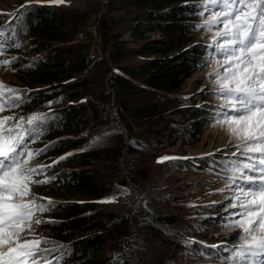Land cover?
<instances>
[{"label": "trees", "instance_id": "trees-1", "mask_svg": "<svg viewBox=\"0 0 264 264\" xmlns=\"http://www.w3.org/2000/svg\"><path fill=\"white\" fill-rule=\"evenodd\" d=\"M193 2L66 0L55 5L29 0L13 11H0V29L11 22L22 45L2 52L9 60L18 58L10 67L20 81L4 84L31 96L22 108L6 109V115L54 113L44 135L31 145H51L36 163L49 164L77 150L48 175H58L54 190L79 196L54 200L55 210L46 212L40 228L41 238L72 246L64 264H114L116 257V264H136L151 236L173 239L180 257L155 256L154 264H187L181 259L199 247L185 246L196 240L189 230L215 219L198 210L219 206V201L171 191L174 187L150 195L161 186L163 169L199 171L221 159L209 155L193 165L163 145L166 135L189 141L201 130L197 116L204 107L194 105L202 97L186 85L195 71L207 67H201L206 44L196 40L202 30L194 28L201 18L193 14ZM16 12L19 20L11 15ZM127 32L132 39L122 40ZM163 157L174 159L158 162ZM189 182L174 186L185 189ZM111 197L115 202H101Z\"/></svg>", "mask_w": 264, "mask_h": 264}, {"label": "snow or ice", "instance_id": "snow-or-ice-1", "mask_svg": "<svg viewBox=\"0 0 264 264\" xmlns=\"http://www.w3.org/2000/svg\"><path fill=\"white\" fill-rule=\"evenodd\" d=\"M49 2L61 5L66 0ZM190 6L201 18L194 28L210 36L201 67L216 64L207 79L213 84L212 94L222 103L214 105L212 122L225 128L235 148L230 156L225 153L219 161H211L219 166L217 178L226 185L219 191L229 193L227 207L235 211L221 217L223 227L233 230L230 242L208 245L189 240L185 246L198 245V254L219 264H264V0H194ZM11 15L19 20L21 13ZM21 46L11 22L0 29V53ZM17 60L2 63L10 67ZM30 100L28 90L0 82V113L20 109ZM52 118V112L0 115V264H64L71 254V245L50 243L36 232L37 226L46 223L41 214L55 206L50 198L37 197L32 186L56 181L58 175H48L49 170L71 155L32 165L51 147L34 149L31 145L44 135ZM167 159L174 158L158 162ZM101 202H115V197ZM118 259L114 258V264Z\"/></svg>", "mask_w": 264, "mask_h": 264}, {"label": "rangeland", "instance_id": "rangeland-1", "mask_svg": "<svg viewBox=\"0 0 264 264\" xmlns=\"http://www.w3.org/2000/svg\"><path fill=\"white\" fill-rule=\"evenodd\" d=\"M29 0H0V11H13L19 8L24 2ZM203 35V36H201ZM122 40H131L130 32H127L121 37ZM196 40L204 42L206 45L210 43V36L206 37L204 30L200 33L199 37H196ZM207 55V53H206ZM8 59L9 57L3 53H0V82L6 83V81L11 80L13 83H19L16 78V72L11 69V67H5L2 63L3 60ZM216 68L215 62L207 65L205 70L195 71L191 77L186 81L187 87L193 88L195 93H200L202 100L198 103H195L194 106H202L204 109L201 110V113L198 117L200 133H196L191 140H187L181 137L179 134L174 137L166 135V142L163 144L170 151H175L181 153L184 158L190 161L192 164L196 162V158H204L209 156V154H215L214 157L221 158L227 153L231 155L232 151H235L234 146L230 145V136L226 132L225 128L220 127L217 124H214L213 121V112H208L214 110V105L222 103L220 99L212 94L213 84L207 79L209 73H212ZM208 109V110H207ZM206 111V112H203ZM7 111L5 110L0 115H6ZM178 115H176L177 117ZM194 126V125H191ZM190 126V127H191ZM189 129V127H188ZM222 150V151H217ZM36 161L32 162L33 166H38ZM194 165V164H193ZM220 172L219 167H214L211 165H201L200 170H194L191 167H186L184 169H175V168H165L162 170L160 175L161 186L150 190V195L159 196L170 187H174L171 191L174 192H193L194 196L208 197L207 201L215 202L219 201L221 204L216 206L212 204L198 210V213L204 217L214 216L215 219L208 218L202 225L205 226L206 231L191 229L189 230V235L198 241H204L207 244L215 245L225 242H230L232 231L231 229L223 227L225 223L224 219L221 217H227L229 212L235 211L227 207L228 202V192L221 193L219 190L226 187L225 182L217 178V173ZM113 170L109 172V178L107 182L112 180ZM42 179L43 177H37ZM189 182L187 188L182 189L176 187L181 183ZM176 184V186H174ZM57 189L52 183L45 185H33L32 191L37 197L41 198H50L54 200H64L66 198H78L79 195L73 193L61 194L62 189ZM46 202V201H42ZM46 213L41 214V219L45 216ZM103 220L108 221L107 217L103 215ZM43 224H40L36 227V232L40 236V228ZM178 247V244L175 243L173 239L161 238L160 236H151L146 243L145 250L138 254L136 258V264H154L152 262L153 258L158 257H171L178 256L175 252V248ZM180 258V257H179ZM178 258V259H179ZM182 261L187 260V264H219V261L216 259L207 258L204 255L194 252L192 255H185Z\"/></svg>", "mask_w": 264, "mask_h": 264}, {"label": "water", "instance_id": "water-1", "mask_svg": "<svg viewBox=\"0 0 264 264\" xmlns=\"http://www.w3.org/2000/svg\"><path fill=\"white\" fill-rule=\"evenodd\" d=\"M114 112H115V114L117 115L118 120H120V116H119V114L117 113V111L114 110ZM122 129L124 130L126 136H128V130L126 129V127L122 126ZM82 149H85V147H83ZM76 151H77L76 149H73V150H71V151L64 152V153L61 154L58 158H60V157H62V156H66V155L69 154V153L72 154V153H74V152H76ZM58 158H56L55 160H57Z\"/></svg>", "mask_w": 264, "mask_h": 264}, {"label": "bare ground", "instance_id": "bare-ground-1", "mask_svg": "<svg viewBox=\"0 0 264 264\" xmlns=\"http://www.w3.org/2000/svg\"><path fill=\"white\" fill-rule=\"evenodd\" d=\"M40 164H42V163H38V165H40Z\"/></svg>", "mask_w": 264, "mask_h": 264}]
</instances>
